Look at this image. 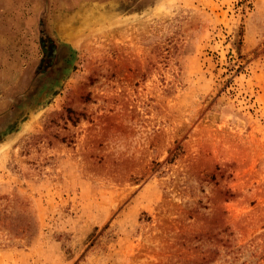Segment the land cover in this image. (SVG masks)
<instances>
[{
  "label": "rangeland",
  "instance_id": "1",
  "mask_svg": "<svg viewBox=\"0 0 264 264\" xmlns=\"http://www.w3.org/2000/svg\"><path fill=\"white\" fill-rule=\"evenodd\" d=\"M0 264H264V0H0Z\"/></svg>",
  "mask_w": 264,
  "mask_h": 264
},
{
  "label": "trees",
  "instance_id": "2",
  "mask_svg": "<svg viewBox=\"0 0 264 264\" xmlns=\"http://www.w3.org/2000/svg\"><path fill=\"white\" fill-rule=\"evenodd\" d=\"M173 158V157H172ZM172 158H170V160H172Z\"/></svg>",
  "mask_w": 264,
  "mask_h": 264
},
{
  "label": "flooded vegetation",
  "instance_id": "3",
  "mask_svg": "<svg viewBox=\"0 0 264 264\" xmlns=\"http://www.w3.org/2000/svg\"><path fill=\"white\" fill-rule=\"evenodd\" d=\"M45 49H47V48L45 47Z\"/></svg>",
  "mask_w": 264,
  "mask_h": 264
}]
</instances>
